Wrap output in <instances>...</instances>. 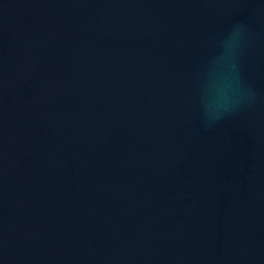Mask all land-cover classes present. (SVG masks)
Segmentation results:
<instances>
[{
    "label": "water",
    "instance_id": "water-1",
    "mask_svg": "<svg viewBox=\"0 0 264 264\" xmlns=\"http://www.w3.org/2000/svg\"><path fill=\"white\" fill-rule=\"evenodd\" d=\"M0 264H264V0H0Z\"/></svg>",
    "mask_w": 264,
    "mask_h": 264
}]
</instances>
